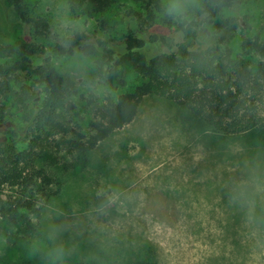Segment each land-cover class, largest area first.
Segmentation results:
<instances>
[{
  "label": "rangeland",
  "instance_id": "374dc122",
  "mask_svg": "<svg viewBox=\"0 0 264 264\" xmlns=\"http://www.w3.org/2000/svg\"><path fill=\"white\" fill-rule=\"evenodd\" d=\"M195 2L182 18L202 19V0ZM68 3L23 0L27 12L46 17L58 35L101 37L95 18L71 12ZM123 12L124 7L113 11L108 33H120L112 23ZM228 17L240 21L239 36L264 40V0H240L222 11L220 18ZM27 33L0 0V44ZM47 48L46 56L32 62L48 58L71 81L75 94L66 96L64 110L81 128L91 101L138 83L128 72L123 87L102 85L94 65L98 57H53ZM9 127V121L0 123V138ZM65 175L59 195L43 210L35 249L25 253L38 264H138L144 246L158 264H264V237L255 242L264 225L257 216L264 214V149L244 136L215 134L170 100L143 97L134 119L99 142L84 169Z\"/></svg>",
  "mask_w": 264,
  "mask_h": 264
},
{
  "label": "trees",
  "instance_id": "16d2710c",
  "mask_svg": "<svg viewBox=\"0 0 264 264\" xmlns=\"http://www.w3.org/2000/svg\"><path fill=\"white\" fill-rule=\"evenodd\" d=\"M4 1L30 36L0 44V123L11 125L0 138V264L40 262L25 253L35 249L33 235L65 174L84 169L96 145L134 119L143 97L170 100L215 134L244 136L264 149V40L239 36L238 19L220 18L240 0H202V19L168 16L161 0H69L71 12L95 18L101 37L58 35L46 17L30 15L23 0ZM121 7L125 13L112 23L120 33L112 35L110 17ZM230 42H236L234 50ZM47 47L53 57H98L102 85L123 87L128 72L138 83L91 101L81 128L64 110L66 96L75 94L71 81L48 58L32 62L46 56ZM258 215L264 224V214ZM263 234L264 225L255 242ZM136 258L158 264L148 246Z\"/></svg>",
  "mask_w": 264,
  "mask_h": 264
},
{
  "label": "clouds",
  "instance_id": "9594fccd",
  "mask_svg": "<svg viewBox=\"0 0 264 264\" xmlns=\"http://www.w3.org/2000/svg\"><path fill=\"white\" fill-rule=\"evenodd\" d=\"M189 6L195 7V0H169L165 7V13L173 18L182 17ZM60 255V253H57L58 257Z\"/></svg>",
  "mask_w": 264,
  "mask_h": 264
}]
</instances>
